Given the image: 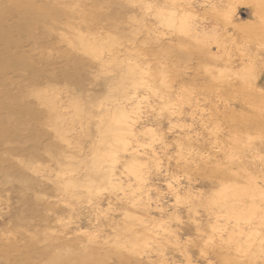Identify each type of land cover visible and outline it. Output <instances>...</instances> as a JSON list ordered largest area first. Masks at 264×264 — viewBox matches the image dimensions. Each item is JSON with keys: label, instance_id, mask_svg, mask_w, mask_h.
Here are the masks:
<instances>
[{"label": "bare ground", "instance_id": "obj_1", "mask_svg": "<svg viewBox=\"0 0 264 264\" xmlns=\"http://www.w3.org/2000/svg\"><path fill=\"white\" fill-rule=\"evenodd\" d=\"M244 1L251 6L253 15L264 17V0ZM42 4L35 5L31 0H0V203L8 210L4 225L10 227L6 232L0 229V264H111V260L116 264H130L135 260V264H139L143 250L150 243L160 241V231L145 226L150 222L145 223L148 217L144 218L147 214L144 205L152 188L151 173L159 171L164 156L159 153L162 149L157 151L160 145L156 148L154 143L164 146L166 143L165 135V139L162 136L164 132L157 130L162 122L145 116L140 105L145 104L144 107L153 109L157 115L167 113L169 125L174 122L171 117L175 116V122L179 124L178 116L182 110L173 107L177 97L170 103V82L180 76L179 63L189 55L184 46L189 42L190 45L191 41L181 35L193 32L196 6L191 0H47ZM20 5L26 9L22 11ZM218 6L212 4L208 8L213 12L208 13L218 17L213 13L224 10ZM226 12L220 14L229 22L230 12ZM255 24L254 20H242L239 25L241 29H252ZM164 36H169V39L166 37L168 44L162 48L158 43L160 46L155 47L169 56L170 65H173L171 73L166 64H153L149 59L150 47ZM50 40L56 43L51 42L50 46L54 47L46 48ZM140 45H149V49ZM157 47L151 53H160V57ZM174 53V58L170 57ZM199 53H204L207 61L209 51L203 49ZM263 64L264 60L258 68L253 65L243 68L241 76L242 69L239 70L238 77L245 88L251 78L256 82ZM221 68L219 75L222 70H229L226 64ZM240 88L243 89V85ZM255 88L260 91L259 96L256 95L258 101H250V108L262 112L264 92ZM247 118L244 121L249 128L235 130L228 141H219L224 145L218 150L220 158L216 157L217 151H211V143L204 158L201 153L203 165L211 166L212 172H209L216 175L213 187L202 201L197 204V198L195 202L196 194L190 188L181 192L177 184L170 185L172 181L166 186L173 192L174 199L183 200L185 208L190 204L192 211L204 208L209 216L224 215L232 219L233 227L231 224L227 227L229 219L226 222L224 218L217 225L218 222L210 218L214 223L209 226L214 231L205 230L208 234L218 230V234L215 233L218 240L215 239L225 242L221 264H258L259 261L264 264V114ZM216 128L218 126L207 131L213 133V142L220 138L215 135ZM188 133L173 139L176 141L175 152L182 164L193 165L197 170L200 149L194 150L193 136ZM85 139L89 140L88 144L84 143ZM246 141L249 142L247 148L236 154L233 148L237 147L233 146ZM255 157H259L260 163L248 172ZM232 158L237 161L233 163L236 165L234 170L226 166ZM15 192L19 197L13 208L9 198ZM117 193L128 203L120 204L124 213L119 212L124 217L120 222L115 218L118 223L115 221L113 224H116L110 226V235L98 241L95 234L74 227L78 230L69 236L73 199H86L95 207L96 201L103 196L113 204L119 201ZM155 193L158 199L160 194ZM54 196H59L57 201L53 200ZM51 197L53 201L49 200ZM65 207L68 208V219L63 215L65 211L62 212ZM106 225L108 228L109 224ZM226 232L227 237L222 238V233ZM212 236H206L209 244L214 239ZM168 241L171 242L170 238ZM164 260L169 264V260Z\"/></svg>", "mask_w": 264, "mask_h": 264}, {"label": "rangeland", "instance_id": "obj_2", "mask_svg": "<svg viewBox=\"0 0 264 264\" xmlns=\"http://www.w3.org/2000/svg\"><path fill=\"white\" fill-rule=\"evenodd\" d=\"M31 1L35 5H43L42 3H45L47 0H31ZM158 1H162V0H158ZM191 1L193 2L194 6H196L195 10H197L196 11L197 16L195 17V19H192L194 29H193V32L191 31L190 33H185L186 35L185 34L181 35V37L184 38L185 40H187V38H188V41H191L192 45L191 44L189 45V43H190L189 42L188 45L186 44L188 47H185L186 45L184 46L185 50L189 53V55H187V58H189L190 60L188 61V60H186L187 59L186 58V59H184L186 63H183L184 60H182V62L179 63V66H180L179 75L180 76L178 75L179 77L175 78L176 80H173L172 82H170V84H171L170 92L171 93L168 96V98L170 99V103H173V101H176V97H177L178 100H177V102L173 103V107L176 109L182 110L181 111L182 114L180 116H178L179 117L178 121L180 120L179 124L181 122V124H183V125L181 127L180 126L181 124L179 125L177 122H175V119H177L175 116L171 117V121L174 120V122L172 121L171 122L172 125L171 124L169 125V122L166 120V117L168 118L167 113L163 112V113L157 115L156 112L153 111V109L151 110V108L144 107V106H146L145 104L140 105V106L144 107V108L140 107V111L141 112L143 111L142 113L145 116L151 118L155 122H157L159 120L162 122L160 124V126L157 128V130L159 131L161 129L160 131L164 132V134L162 133V136L164 137V135H165V137H166V139L164 137V139H165L164 143L166 142L165 143L166 148L163 144H160L157 142L154 143V146L155 147L157 146L156 148H158V146L160 145L159 148L157 149V151L159 152V150L162 149L159 153L161 155V152H162V155H164V156H162V158H161L159 171L154 170L151 173L152 179L150 178L151 179L150 181H152L153 183L150 182V184H152V188L150 187L149 191H151V192H148L149 200L147 201V203H145V205H147V207L144 205V207L146 208V212L149 215L148 216L146 214V216L144 217L145 219L148 217V219L146 220L145 223L150 222L149 224H147L145 226L148 228L149 227L153 228V229L155 228L154 230H156V232L160 231V232H158L159 233L158 238L160 237L159 238L160 241L155 242L154 243L155 245L153 243H150L148 248H145L143 250V252L139 256V264H158L159 262H160L159 264H161L162 262L165 261L164 259L169 260V264H172L173 262L175 264H209V263L210 264H221V258H222L221 256H223L225 254V252H224L225 249H223L224 246L222 247V245L225 242H219V241L217 242L218 236L217 235L215 236V233L218 234L217 233L218 230H217V232H216V230H215V232H211L214 235V237L212 236L211 233H209L210 234L209 235L208 232H210L212 230V228H210V226H212L211 225L212 222L214 223L213 220H216L218 222L217 225L218 224L220 225L221 222L223 221L222 219L225 218L224 215H221L218 218H215V216L212 217L213 216L212 214H211L212 216L211 215L209 216L208 215L209 213L204 208H198L196 210L193 209V211H192V210H190V204L187 205L189 207L185 208L186 205H184L183 200L177 199V198L174 199L175 197H174L173 192L171 191V189H169V187L167 188L166 186L168 183H170L172 181L170 183V185L176 186V184H177V187L179 188V190H181V192L186 191V190H188V188H190L189 190H191L194 194H196V196H195L196 198L194 199L195 202L197 201V198H199L197 201V204H198V202L202 201L203 197H205L208 194L210 189L213 187L214 180L216 179V178H214V176L216 177L215 173L214 174L210 173V172H212V171H210L211 166H209V165L206 166V165H203L204 163H202V159L204 158L203 156L207 155L206 150H208V149H206V148H209V150H210L211 145L213 147L215 146L214 148L211 147L212 148L211 151H213V152L217 151L218 154H216L217 155L216 157L220 158L219 156L221 155V153L219 152L220 151L219 148L220 149L223 148L224 145L220 144L219 141H223V140L228 141L229 138L231 137V134L235 130L240 131V130H244L247 127L249 128V126H248L249 124L247 123V125L245 126L246 121H244L247 118L248 114L250 115V116H248V118L253 117V115L255 117V115L262 116L264 114V109H262V112H261L260 109H257L258 110L257 111L255 109L253 110L252 109L253 107L250 108L251 107L250 101H253L254 103H256L258 101V97H256V95L259 96L258 92H260V91H259V89L255 88V86L259 87L260 90L264 92V64H263L261 73L259 74L256 82L254 81V79L251 78L252 81L250 80V82L248 83L249 85L247 83L245 84L248 88H245V86H244V84H242V82L240 83V80L238 77L239 70L242 69L240 72V75H239V76H241L243 68H246L250 65L251 66L253 65L252 67L258 68L260 63L264 60V59H262V57L264 56V38L261 37L264 35V25H263L264 24V17L263 18L261 17L263 20V21H261V18L259 16L253 15L251 6L249 4H247L246 1H244V0H222V2L224 1L223 3L221 2V0H194V1L191 0ZM217 2L218 3L221 2V3L218 4ZM226 3H227V5H225ZM209 4H211V5L214 4L215 6H218V7H220V9H222V10L224 9V10L223 11L221 10L222 12H219V13H213V14H217L218 15V17H217L216 15H212V13L211 14L208 13V12L212 11V10H210V8H208L211 6V5L209 6ZM226 6H227V8H226ZM231 7H233V11L231 10ZM21 9L23 11L24 9H26V7L21 6ZM204 10L207 11V13ZM226 11L230 12V13L228 12L229 16H230L229 22H226L224 20L223 16H221V14H225ZM197 12L200 14H198ZM226 14H227V12H226ZM26 15H30V14L27 13ZM219 15L223 19L221 17H219ZM242 20H244V21L245 20H249V21L254 20L257 23V24H255L256 27L254 26L252 29H244V28L241 29V25H239V24H241ZM261 22H263V24ZM261 26L263 27V29H261ZM258 29H260L261 32ZM166 37L169 39V36H164L161 38L162 40L157 42L156 44L152 43L154 46H151L150 47L151 49L148 48L149 45H147V47H143L144 45H140V47L142 46L141 48H148L150 50L149 59L153 64H157L156 62H158V63L160 62L161 64H164V65L166 64L168 66L169 73H171L172 69L170 67H172L173 65H170L169 56H165V54L162 53V51H160L159 47H157V46L156 47L161 52L162 56L159 57L160 53H158V55L151 53L152 50H154L156 48L155 45H157L158 43H161V45L163 46L162 48H164L165 45L168 44V39ZM189 37L191 40L189 39ZM50 43L55 45L56 42H55V40L54 41L50 40V42L48 43L49 45L46 44L45 47L46 48H47V46L49 47L51 45ZM152 44H150V45H152ZM195 44H197V46ZM52 46H50V48ZM194 49L196 51H194ZM203 49L204 50L207 49L209 51V54L207 56V61L205 60L206 58L204 57L205 54L199 53L200 51L202 52ZM175 52H178V51H175ZM173 56H175V53L172 54L170 57L174 58ZM189 56H191V57H189ZM165 58L166 59L168 58L169 61L166 60ZM252 59H254V60H252ZM204 61H206V62H204ZM201 62L203 64H201ZM223 64H226L229 67V70L228 71L222 70L221 75H219L218 71H220L222 69L221 66ZM246 64H247V66H246ZM242 65L245 67H242ZM202 66H204V67H202ZM218 68H220V69H218ZM231 73H233V74L236 73V74L232 75ZM237 77H238V79H237ZM235 79H237L239 85L237 84ZM226 80H228V81H226ZM229 80H230V83H229ZM234 80H235V82H234ZM231 81H233V82H231ZM252 83L254 85L255 84L256 85L255 86L253 85L252 88L250 89L249 86H251ZM242 85H243V89L240 88V87H242ZM232 86H234V87H232ZM252 89H253V91H252ZM256 90H258V91H256ZM244 98L247 100H245ZM157 101H159V100H157ZM174 104H175V106H174ZM177 107H179V108H177ZM149 110H151V111H149ZM238 112H240V113L244 112L245 116L242 113L240 114ZM238 114L240 115V117H236V116H238ZM242 116L246 117V118L243 119ZM235 118L236 119L239 118V120H237V122H236ZM208 119L210 121L212 120L213 122L209 123ZM203 121H204V123H202ZM214 121H215V123H217L216 121H218L219 125L215 124ZM212 123H214L215 126H218V128H216V131H215V132H217V133H215V135L220 137V138H218V142L217 141L213 142L214 141V135H211L213 133L208 134V132H207L208 130H212L215 127L214 125L212 126ZM234 123H235V125H234ZM242 123H244V124H242ZM238 124L240 127L238 126ZM210 125L213 128L212 127L210 128L209 127ZM232 125L235 127L233 128ZM230 126H232L233 131L231 130ZM229 128H230V130H229ZM237 128H239V129H237ZM187 132H190V133H188V135L191 134V136H193L192 139L194 140L193 141L194 150L196 151V149L197 150L200 149L198 151V156H200L202 153L201 156L203 158L201 156H200L201 158L196 157L197 158L196 163L199 159V161L197 163V170L195 169V167H193V165L192 166L188 165L189 166L188 167L184 163L182 164V162H181L182 159L179 157V155H176L178 153L175 152L176 151V146H175L176 141L174 142V140L178 139L179 136H183L185 133L187 134ZM180 133H183V134H180ZM226 136H227V138H225ZM195 139H197V140H195ZM247 140H249V139H247ZM197 142L199 144L198 147H200V148H198L196 146ZM249 142H250V140H249ZM249 142L246 141L244 144H241L238 146L234 145L233 147H237V148H233V150L235 151L236 154L240 153L241 149L244 150L247 148V146H248L247 143H249ZM84 143L88 144L89 140L85 139ZM210 143H211V145H210ZM220 146H223V147H220ZM195 147H197V148H195ZM203 148H205V150ZM209 150H208V152H209ZM203 151H205V152H203ZM163 152H164V154H163ZM256 159H258V160H256ZM256 159H255V161H253L251 163L250 166H248V172H252V170L256 166L259 165V163H260L259 157ZM232 160H233V158H232ZM229 161H228V164L226 165L227 168L234 170L236 165L233 163L237 162L236 159H235V162H234V160L233 161L229 160ZM183 165H185V166H183ZM201 165H202V167H201ZM198 166L200 167L201 170L198 169L199 168ZM203 166L206 170L203 168ZM169 179H171V180H169ZM177 182H179V183H177ZM158 188H159V191H156ZM170 191L172 193H170ZM155 192H158L157 194H160L158 199H157L158 195H156ZM198 193H201V194H199V196H198ZM149 194H150V196H149ZM17 196L19 197L18 192L10 194L9 203L11 204V207H13V208L16 204L15 201L18 200ZM155 196H156V198H155ZM58 198H59V196H54V199L51 197V198H49V200L50 201H53V200L57 201ZM51 199H53V200H51ZM80 199H82V198L72 200V204L74 207L72 208L73 210H72V216H71L72 217L71 225L68 227L71 229V230L69 229L71 231V232H69V236L73 235V231H77L78 229H81V231L82 230L84 232L86 231L85 233L88 232L87 234H90V235L95 234L97 236L98 241H101L107 235H110L112 226L114 224L120 222L123 219V217H124L123 216L124 211L122 209L123 205L120 206V204H122L123 201H124L123 203H128V200L125 198L123 199L122 195H120V193H117V199L121 202L115 201V203L113 204V202H111L112 200L108 201L103 196L99 200L100 202L96 201L98 204L96 203L95 207H94V204L92 202L89 201L90 202L89 203L88 200H86V199H83L84 201L80 200ZM150 200H152V201H150ZM76 201L79 203V204L77 203L78 205L76 204ZM154 201H157V202H154ZM175 201H177V203ZM109 202H111V203H109ZM117 203H118V205H117ZM136 204H137V202H136ZM79 205H81V206H79ZM97 205H100L101 208H100V206H97ZM107 205H108V207H107ZM153 205H154V207L156 206L155 207L156 210L153 207ZM160 206H161V208H159ZM96 208H98L99 211H96L97 210ZM184 209H186L187 212H185L186 210H184ZM147 210H149V211H147ZM162 210H163V212H162ZM7 211L8 210L6 209V207L3 206V204L1 205V203H0V229H2V230L4 229L5 230L4 232L9 230V228H10L8 225H4L6 222V217L8 215ZM63 211H65V212H63ZM119 211H122L123 213L119 212ZM165 211H166V214H165ZM190 211H192V212H190ZM62 212H63V215L65 216V219H68L67 218L68 217L67 216L68 208L67 207L63 208ZM99 212H101V213H99ZM148 212H150V213H148ZM194 212H195V214H193ZM163 213H164V216H162ZM167 214H168V216H167ZM118 215H120V216L118 217ZM64 216H63V218H64ZM222 216H223V218H222ZM150 217L152 218L151 220H150ZM115 218L118 219V222L116 221L117 219H115ZM144 218H143V220H145ZM210 218L213 219L212 222H211ZM112 219H115V220L112 221ZM225 219H227L226 220V222H227L229 219L228 216H226ZM115 221H116V223L113 224V222H115ZM231 221H232V219H229V221L227 223V225H228L227 227H229L230 224H231L230 226L233 227L234 222H231ZM151 222H153L154 224ZM206 222H209V223H206ZM101 223H102V225H101ZM241 223L244 224V222H241ZM106 224H109L108 228L106 227L107 226ZM151 224H153V227H151L152 226ZM160 224H162L164 227L166 226L165 229L162 228L163 226ZM205 224L208 225L207 227L210 228V230L207 227H205ZM209 224H210V226H209ZM40 225H41V223H40ZM98 226H100V227H98ZM110 226H111V228H110ZM242 226H244V225H242ZM74 227L78 228V229H75ZM157 227L158 228L160 227V228L158 229ZM261 227L259 226V228H261ZM262 228H264V227H262ZM94 229H95V231H94ZM98 229H99V232L97 231ZM101 229H103V230H101ZM91 230L94 232H92ZM171 230H173V231H171ZM205 230H207L208 232ZM167 231H170V233ZM212 231H214V230H212ZM80 232L78 234H80ZM161 232L162 233L164 232V233L160 234ZM204 232H207V233H204ZM227 232L222 233L224 235V236L222 235V238L227 237ZM100 235H101V237H99ZM162 235L163 236L166 235L168 237V238L166 237L168 240L170 238L171 242H169ZM176 236H178V237H176ZM206 236L207 237L212 236V238H214V239H211V241L213 240L212 242L209 240V242H211L210 244L207 242L208 238H206ZM174 237L177 239H174ZM178 238H180V241L178 240ZM161 239L162 240L164 239V240L162 241ZM204 240H205L206 244H205V242L203 243ZM160 242H162L164 244H162V243L160 244ZM213 242H215V243L213 244ZM215 244H216V246H215ZM152 245H154V246H152ZM164 245H165V247H164ZM231 245H232V243H231ZM209 246H210V249H209ZM220 246H221V248H219ZM149 247H151V248H149ZM216 247H218L219 250L220 249H222V250L218 251V249ZM157 248L160 250V252L158 251ZM154 249L156 251H154ZM145 251H146V255H144ZM150 251H152V252H150ZM161 251H163V252H161ZM229 251H230V249H229ZM112 262L116 264V262H114V260H111L110 263L113 264ZM135 262H136L135 260H132L131 263L135 264ZM166 262L168 264V261H166ZM166 262H164V264H166ZM261 262L262 261H259L258 264ZM136 264H138V263H136Z\"/></svg>", "mask_w": 264, "mask_h": 264}]
</instances>
